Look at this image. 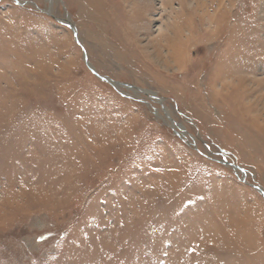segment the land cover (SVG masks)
Wrapping results in <instances>:
<instances>
[{
    "label": "rangeland",
    "instance_id": "1",
    "mask_svg": "<svg viewBox=\"0 0 264 264\" xmlns=\"http://www.w3.org/2000/svg\"><path fill=\"white\" fill-rule=\"evenodd\" d=\"M0 264H264V0H0Z\"/></svg>",
    "mask_w": 264,
    "mask_h": 264
},
{
    "label": "bare ground",
    "instance_id": "2",
    "mask_svg": "<svg viewBox=\"0 0 264 264\" xmlns=\"http://www.w3.org/2000/svg\"><path fill=\"white\" fill-rule=\"evenodd\" d=\"M92 8H93V9H96V11H99V10H100V8L97 7V5H94ZM105 80H106V78H105ZM114 85H116L117 87H119V86H118L119 84H117V83H115ZM120 87H123V86L120 85ZM130 88H131V87H129V89H130ZM131 89H133V88H131ZM178 127L181 128L179 125H178ZM183 130H184V129H183Z\"/></svg>",
    "mask_w": 264,
    "mask_h": 264
},
{
    "label": "water",
    "instance_id": "3",
    "mask_svg": "<svg viewBox=\"0 0 264 264\" xmlns=\"http://www.w3.org/2000/svg\"><path fill=\"white\" fill-rule=\"evenodd\" d=\"M85 60H86V62H88L87 59H86V55H85ZM101 78L105 80V78H103V77H101Z\"/></svg>",
    "mask_w": 264,
    "mask_h": 264
}]
</instances>
